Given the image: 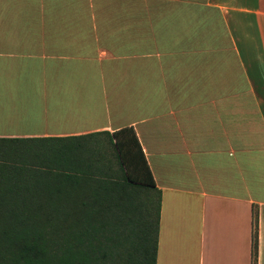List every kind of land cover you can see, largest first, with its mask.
<instances>
[{"label":"crops","instance_id":"1","mask_svg":"<svg viewBox=\"0 0 264 264\" xmlns=\"http://www.w3.org/2000/svg\"><path fill=\"white\" fill-rule=\"evenodd\" d=\"M126 127L157 264H264V0H0V138Z\"/></svg>","mask_w":264,"mask_h":264},{"label":"trees","instance_id":"2","mask_svg":"<svg viewBox=\"0 0 264 264\" xmlns=\"http://www.w3.org/2000/svg\"><path fill=\"white\" fill-rule=\"evenodd\" d=\"M161 207L133 127L0 138V264H157Z\"/></svg>","mask_w":264,"mask_h":264}]
</instances>
